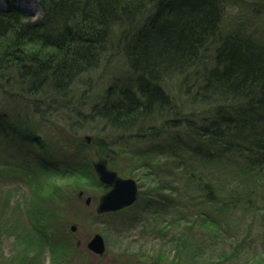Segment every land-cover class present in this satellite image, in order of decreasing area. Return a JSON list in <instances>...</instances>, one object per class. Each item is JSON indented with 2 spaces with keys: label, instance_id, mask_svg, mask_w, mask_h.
Segmentation results:
<instances>
[{
  "label": "trees",
  "instance_id": "16d2710c",
  "mask_svg": "<svg viewBox=\"0 0 264 264\" xmlns=\"http://www.w3.org/2000/svg\"><path fill=\"white\" fill-rule=\"evenodd\" d=\"M41 7L44 16L36 20L15 6L0 9V80L4 78L0 88H10L18 99L27 98L42 113L38 101L50 93L48 110L57 109L60 104L55 97L68 93L116 42L132 75L121 87H108L103 100L91 107L90 116L122 132V140L142 141L172 133L164 149L153 145L141 150L145 169L155 182L147 192L139 191L138 199L126 207L155 212L172 206L178 216L161 228L167 233L175 228L172 252L148 255L139 247L129 251L125 244L117 260L126 264H223L231 258L243 264L241 258L246 257L244 264H264V245L250 256L243 250L251 227L230 234L231 226L223 216L239 210L257 218L256 227L263 226L264 240V35L258 38L238 30L223 33L220 0H42ZM208 48L213 49L210 57ZM2 75L8 76L1 79ZM174 76H181L182 84L191 82L183 88L189 102L185 110L164 87ZM15 123L2 114L0 136L33 142L31 128ZM132 130H137L135 135L125 136ZM107 144L96 137L90 142L110 160ZM218 162L235 179L228 188L202 168L203 163ZM70 166L64 176L75 177L83 185L97 178L86 158ZM54 168L44 163L37 171L31 168V184H38L44 172L57 171ZM172 174L186 178L184 191L195 201L191 220L186 218V202L178 204L180 197L166 179ZM33 190L27 212L36 235L21 244L22 255L31 264L36 261L32 244L41 247L46 237L40 227L43 205L53 198L45 193L48 188L35 186ZM124 210L106 214H124ZM195 227L207 230L211 243L198 238ZM218 238L227 240L228 251L217 252L213 242L217 244Z\"/></svg>",
  "mask_w": 264,
  "mask_h": 264
},
{
  "label": "rangeland",
  "instance_id": "374dc122",
  "mask_svg": "<svg viewBox=\"0 0 264 264\" xmlns=\"http://www.w3.org/2000/svg\"><path fill=\"white\" fill-rule=\"evenodd\" d=\"M41 2L42 0H0V9H5L9 5L15 6L27 12L32 20H36L44 16ZM220 2L223 8L221 16L223 33L238 30L253 37H263L264 0H220ZM208 49L207 55L210 57L213 49ZM131 75L122 55L121 46L114 42L92 71L80 76L68 93L55 97V101L60 104L57 109L53 110L54 107H50L52 110H48L51 105L50 97H53L50 93L43 98L40 97L41 94L39 95L41 100L38 103L42 105V113L37 111L27 98L18 99L10 93L12 91L10 88L8 91L0 88V116L7 115L9 120L13 123L18 122L19 124H15L23 128L29 126L33 131L34 140L29 143L15 139L13 136L5 138L0 136V264H31V261L23 257L21 244L31 241L27 239L29 236L36 235L34 224L27 212L28 201L33 197L35 186L48 188L45 193L49 192L47 196H52L54 199L47 200L43 205L40 227L46 237L45 241L42 240L41 247L37 242L31 246L32 258H36L34 264H126L117 260L125 244L128 245L129 251H135L139 247L148 255L158 254L163 250L165 254H171L173 249L171 238L175 228H171L168 233L161 231V228L178 216L172 206L159 207L153 212L145 207L133 205L129 209L125 208L124 214L117 212L100 215L96 213V205L99 196L109 187L101 184L97 178H92L83 185V182L81 184L75 177L64 176L68 168H71V164L76 166L84 158L90 160L92 166V162L96 159L95 151L98 149L91 147L90 142L96 137L102 139L105 144L110 143L107 144L110 149L106 152L110 160L102 151V153L98 151L107 158L109 167L119 176L133 178L140 192L143 190L147 192L149 186L155 182V179L147 173L145 159L140 152L153 145L162 146L164 149L172 133L164 132L159 135L160 138L148 137L142 141L134 137H125L122 140L119 137L122 132L112 129L99 118L90 116L91 107L103 100L108 87L113 85L121 87L128 82ZM6 76L8 75H2L1 79ZM181 78V76L171 77L164 82V87L180 108L185 110L189 107V102L182 94L183 88L191 82L182 84ZM191 88L193 89V86ZM185 102L187 104H184ZM63 103L66 106H63ZM136 131H126L125 136L135 135ZM86 135L91 137L89 143L85 142ZM39 161H43L48 169L53 170L52 168L55 167L57 171L44 172L43 176L38 178V184L33 185L31 179L34 170L31 168L36 171L41 168L43 163L37 164ZM202 168L223 181L222 185L227 186L226 188L235 182L233 176L225 172L226 167L222 166V162L213 165L203 163ZM166 179L172 181L170 187L174 188L180 197L177 199L178 204L186 202L188 206V209L185 208L186 218L191 220L193 218L191 212L194 208L191 205L195 201H190L188 197L191 193L184 191L183 184L186 178L182 174H172ZM79 191H83L82 197L78 196ZM88 196L91 197V203L86 205L84 200ZM227 214L223 216L231 226L230 231L228 230L230 234L251 227L252 234L245 239L246 243L243 246L245 255L250 256L262 250L263 226H260V230L256 227L260 221L251 218L245 211L237 210L233 214L229 213V216ZM122 221L125 222L120 231L118 225ZM73 223L76 224L75 231L69 229ZM225 227L227 228V223ZM24 229H29V232L20 234ZM199 230V227H195L193 233L205 244L211 243L212 238L209 241L207 230ZM95 233L101 234L104 238L105 251L102 255L95 254L87 248V242ZM163 242L164 247L161 245ZM213 244L215 247L218 246L217 252L229 250L227 240L218 238L217 244L215 241ZM245 258H241L243 264ZM237 262L238 260L227 258L224 259L223 264H238Z\"/></svg>",
  "mask_w": 264,
  "mask_h": 264
},
{
  "label": "water",
  "instance_id": "95a60500",
  "mask_svg": "<svg viewBox=\"0 0 264 264\" xmlns=\"http://www.w3.org/2000/svg\"><path fill=\"white\" fill-rule=\"evenodd\" d=\"M85 142L89 143L91 137L86 135ZM96 159L92 162L94 171L98 180L108 186L106 190L99 196L96 213L103 214L106 212L118 211L132 205L138 198V185L133 178H124L109 167L107 158L98 150L95 151ZM78 196H83V191L78 192ZM86 205L91 203V197L88 196L84 200ZM69 229L76 230V224H71ZM87 248L95 254L102 255L105 251V242L101 234L95 233L87 242Z\"/></svg>",
  "mask_w": 264,
  "mask_h": 264
}]
</instances>
